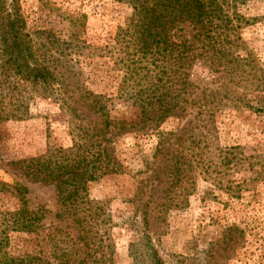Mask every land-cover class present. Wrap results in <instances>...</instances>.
I'll return each instance as SVG.
<instances>
[{
  "label": "trees",
  "instance_id": "16d2710c",
  "mask_svg": "<svg viewBox=\"0 0 264 264\" xmlns=\"http://www.w3.org/2000/svg\"><path fill=\"white\" fill-rule=\"evenodd\" d=\"M37 1L57 14L61 28L29 32L19 1L0 0V122L28 118L35 96L56 102L70 146H47L10 165L28 182L52 187L53 218L63 224L45 223L42 207L30 209L25 186L0 182V192L17 202L15 210L0 212V264H107L108 237H96L104 216L87 199L86 186L120 171L114 154L119 137L154 139L142 160L147 176L135 193L141 240L147 242L157 187H164L159 211L180 207L193 190L194 174L220 187L232 167L248 165L239 146L213 148L214 123L231 112L264 116L261 64L241 38L247 20L238 10L264 0H116L130 15L102 46L82 38L84 14ZM75 66H110L103 73L118 77L114 90L131 118L111 116L107 96L78 83L84 71ZM167 121L174 126L162 130ZM12 233L24 236L16 256L6 251ZM135 245H128L132 255ZM146 250L149 264H159L153 248Z\"/></svg>",
  "mask_w": 264,
  "mask_h": 264
},
{
  "label": "rangeland",
  "instance_id": "374dc122",
  "mask_svg": "<svg viewBox=\"0 0 264 264\" xmlns=\"http://www.w3.org/2000/svg\"><path fill=\"white\" fill-rule=\"evenodd\" d=\"M18 1L29 32L62 27L57 14L37 0ZM44 1L68 14H84L82 38L96 46L107 43L116 26L130 15L129 7L116 0ZM238 10L247 20L240 30L241 38L261 64L264 82V4L248 2ZM78 67L84 71L78 83L95 93L105 94L111 116L131 118L132 110L126 108L114 90L118 77L103 73L110 66H75ZM91 68L96 70L93 74L88 71ZM28 110L26 119L0 122V182L7 187L14 182L25 186L28 207H42L47 212L45 223H58L53 218L57 205L52 187L28 182L10 162L40 155L47 146L68 147L70 136L52 98L35 96ZM231 114L215 118L213 148L239 146L241 154L250 158L248 165L245 169L232 167L220 178L218 183L222 187H211L209 181L194 174L193 190L180 207L170 206L159 211L156 204L161 202L158 199L164 187H157L154 194L157 200L149 206L146 232L149 242L141 240L135 193L136 183L147 176L141 173L142 160L151 154L154 139H135L132 134L117 139L114 154L121 165L120 171L86 186L87 199L99 206L104 216V224L99 226L96 237H108L110 247L105 252L112 250V254L107 264H149L146 248L150 246L159 264H264V116L246 111ZM174 124L167 121L160 128L168 131ZM16 208V199L0 192V212ZM10 236L11 246L6 251L12 256L21 254L23 248L19 245L24 236L15 233ZM130 243L136 244V255L129 253Z\"/></svg>",
  "mask_w": 264,
  "mask_h": 264
}]
</instances>
